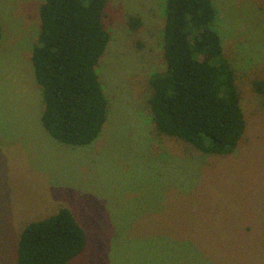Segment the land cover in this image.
I'll use <instances>...</instances> for the list:
<instances>
[{"label": "rangeland", "instance_id": "374dc122", "mask_svg": "<svg viewBox=\"0 0 264 264\" xmlns=\"http://www.w3.org/2000/svg\"><path fill=\"white\" fill-rule=\"evenodd\" d=\"M213 1L247 122L226 156L158 135L151 121L165 0H108L99 73L110 106L88 145L55 139L41 120L31 51L43 0H0V264H15L30 221L61 207L88 234L71 264H264V94L252 84L264 79V0Z\"/></svg>", "mask_w": 264, "mask_h": 264}, {"label": "trees", "instance_id": "16d2710c", "mask_svg": "<svg viewBox=\"0 0 264 264\" xmlns=\"http://www.w3.org/2000/svg\"><path fill=\"white\" fill-rule=\"evenodd\" d=\"M107 6L108 0H43L40 5L31 62L41 87V120L66 144L92 143L108 118L110 99L99 73L112 39L105 25ZM162 8L166 68L150 73L147 94L156 133L183 140L203 155L235 153L247 122L237 72L215 21L218 8L213 0H165ZM128 21L134 30L142 25L137 15ZM2 33L0 22V41ZM252 84L264 94V79ZM87 243L74 212L61 207L22 229L15 264H71Z\"/></svg>", "mask_w": 264, "mask_h": 264}]
</instances>
